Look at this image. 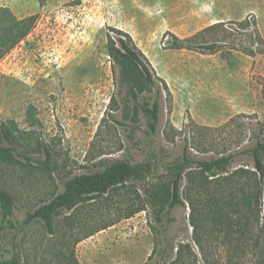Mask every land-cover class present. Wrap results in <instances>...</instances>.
<instances>
[{
  "label": "rangeland",
  "instance_id": "1",
  "mask_svg": "<svg viewBox=\"0 0 264 264\" xmlns=\"http://www.w3.org/2000/svg\"><path fill=\"white\" fill-rule=\"evenodd\" d=\"M9 3L38 20L27 39L0 60V122L35 132L55 150L60 166L51 173L27 162L0 165V188L17 201L15 222L20 225L29 211L61 193L62 177L89 173L102 158L131 157L151 173L78 209V236L95 233L75 246L79 264H170L182 244L191 248L178 264H229L231 251L221 240H213L205 255L195 241L186 195L196 192L197 170L188 171L183 181L186 205L164 215L163 223L156 221L147 191L170 184L168 167L180 162L186 148L199 159L236 154L232 171H256L248 150L264 140V55L249 56L243 46H251L249 34L256 44L264 40V0ZM247 20L251 26L244 29L241 23ZM114 30L128 33L144 54L157 84L151 92L135 97L122 81L109 50L110 40L120 36ZM208 44H216V50L199 48ZM157 86L163 92L162 110L152 135L143 109L154 102ZM30 107L36 111L35 125ZM141 202L146 210L127 218ZM262 209L264 215V196ZM70 214L58 218L57 236L41 222L22 231L0 230V259L10 260L13 245L19 244L23 264H49ZM170 217L174 221L168 225ZM5 225L0 214V226ZM251 258L243 264H252Z\"/></svg>",
  "mask_w": 264,
  "mask_h": 264
},
{
  "label": "trees",
  "instance_id": "2",
  "mask_svg": "<svg viewBox=\"0 0 264 264\" xmlns=\"http://www.w3.org/2000/svg\"><path fill=\"white\" fill-rule=\"evenodd\" d=\"M37 20L38 15L18 18L9 7H0V60L27 39L35 29ZM241 25L244 29L251 26L248 20ZM114 31L120 36L117 41L110 40L109 50L121 68L122 81L129 85L135 97L144 92H151L152 87L157 84L144 54L135 47L128 33ZM248 41L251 46H243V49L249 56L264 55L263 39L260 44H256L253 34H249ZM174 47L181 49L182 45L175 42ZM199 48L215 51L217 47L216 44H208L200 45ZM162 99V89L157 86L154 102L147 104L143 109L149 133L152 135L158 131ZM28 117L32 121L31 124L35 125L34 107L29 108ZM39 153L45 154L44 160L36 157ZM248 153L253 158L256 171L246 168L232 171L236 154L199 159L186 148L180 162L168 167L170 175L173 176L170 184H157L156 189L147 191L150 204L155 210L156 221L163 223L164 215L167 217L175 208L186 205L182 193L183 181L188 171L197 170L196 192L190 194L194 190L191 189L186 195V200L192 207L191 223L195 229V241L202 254L207 253L213 240H221L231 251L229 264H243L249 256L252 257L249 260L252 264H264V140H257ZM22 162L36 164L51 173L60 169L55 163V150L41 143L35 137V132H22L14 122H0V165L11 166ZM94 167L89 173L62 177L63 191L55 194L49 202L29 211L20 225L13 219L17 206L15 197L6 189L0 188V214L6 222L5 226H0V230L10 228L22 231L27 226L41 222L49 234L57 236L60 234L57 230L58 218L71 212L65 217L66 228L61 232L64 241L61 240L49 264H79L75 246L95 233L86 232L81 234L83 236H78L81 231L76 220L78 209L103 198L106 200V197L130 181L141 180L144 175L151 173L148 165L136 164L131 157L102 158ZM210 177L216 179L210 180ZM194 179L191 175L190 181L194 183ZM146 207L144 202L134 205L126 217L131 218L145 211ZM173 221V218H168V225ZM103 229L105 228L101 230ZM18 247L19 244H14L11 259H0V264H23L21 255L16 252ZM190 248L188 244L180 245L177 259L170 264L184 263ZM68 249H71L70 253L66 252ZM193 255L195 257L194 253Z\"/></svg>",
  "mask_w": 264,
  "mask_h": 264
},
{
  "label": "crops",
  "instance_id": "3",
  "mask_svg": "<svg viewBox=\"0 0 264 264\" xmlns=\"http://www.w3.org/2000/svg\"><path fill=\"white\" fill-rule=\"evenodd\" d=\"M0 7H9L15 13V15L19 18L28 17V16L22 15L21 10L10 5L9 0H0Z\"/></svg>",
  "mask_w": 264,
  "mask_h": 264
}]
</instances>
